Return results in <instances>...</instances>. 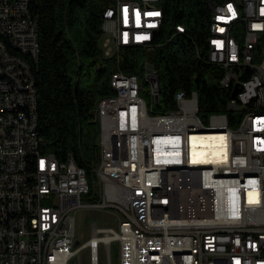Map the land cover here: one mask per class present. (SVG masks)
I'll use <instances>...</instances> for the list:
<instances>
[{
    "label": "built area",
    "instance_id": "2783aa9c",
    "mask_svg": "<svg viewBox=\"0 0 264 264\" xmlns=\"http://www.w3.org/2000/svg\"><path fill=\"white\" fill-rule=\"evenodd\" d=\"M31 1L0 0V264H69L83 250L100 264L101 244L112 264L115 242L118 264H264V0H205L197 54L221 73L227 108L238 115L202 117L197 91L185 89L163 109L160 76L146 58L144 81L118 71L115 93L97 103L92 178L39 134ZM160 2L111 0L105 55L160 45ZM185 32L176 25L174 35ZM92 189L93 203L84 202ZM85 206L115 208L118 226L93 224L92 237L76 241L75 214Z\"/></svg>",
    "mask_w": 264,
    "mask_h": 264
},
{
    "label": "trees",
    "instance_id": "16d2710c",
    "mask_svg": "<svg viewBox=\"0 0 264 264\" xmlns=\"http://www.w3.org/2000/svg\"><path fill=\"white\" fill-rule=\"evenodd\" d=\"M110 2L32 0L30 5L39 23L40 52L32 61L39 134L61 160L73 155L90 178L95 177L99 154L100 123L93 113L97 103L115 93L112 76L118 71L138 74L144 81L146 58L159 73L163 109L175 108V91L185 89L188 93L197 91L202 117L217 112L230 118L238 115L227 108L231 89L221 87V73L197 54L207 36L205 0H161L165 14L161 44L151 50L122 47L106 56L101 27L103 10ZM177 24L185 25L184 34L174 35ZM142 94L147 95L145 90ZM92 194L93 189L86 199Z\"/></svg>",
    "mask_w": 264,
    "mask_h": 264
},
{
    "label": "rangeland",
    "instance_id": "374dc122",
    "mask_svg": "<svg viewBox=\"0 0 264 264\" xmlns=\"http://www.w3.org/2000/svg\"><path fill=\"white\" fill-rule=\"evenodd\" d=\"M109 39L108 35L103 34L101 37V46L105 48V44ZM113 53L116 52V46L111 45ZM149 100L148 93L144 96ZM223 183V182H221ZM86 196V195H85ZM84 196L83 201L86 203H93L91 200L86 199ZM76 241L84 243L93 235V224L99 227L113 226L117 227L120 220V213L115 208L91 207L85 206L79 209L76 214ZM118 244H112L111 261L112 264H118ZM100 264H110L108 254L103 244L100 246ZM69 264H89L88 251L83 250L79 255L70 259Z\"/></svg>",
    "mask_w": 264,
    "mask_h": 264
},
{
    "label": "water",
    "instance_id": "95a60500",
    "mask_svg": "<svg viewBox=\"0 0 264 264\" xmlns=\"http://www.w3.org/2000/svg\"><path fill=\"white\" fill-rule=\"evenodd\" d=\"M240 90V88L238 87V85L235 86L233 92H232V97L235 98L237 96L238 91ZM158 98V96H157Z\"/></svg>",
    "mask_w": 264,
    "mask_h": 264
},
{
    "label": "snow or ice",
    "instance_id": "6c2138e0",
    "mask_svg": "<svg viewBox=\"0 0 264 264\" xmlns=\"http://www.w3.org/2000/svg\"><path fill=\"white\" fill-rule=\"evenodd\" d=\"M152 15H158V13L157 14H152ZM137 21L139 22V14H137ZM139 39H147V37H140Z\"/></svg>",
    "mask_w": 264,
    "mask_h": 264
},
{
    "label": "clouds",
    "instance_id": "9594fccd",
    "mask_svg": "<svg viewBox=\"0 0 264 264\" xmlns=\"http://www.w3.org/2000/svg\"><path fill=\"white\" fill-rule=\"evenodd\" d=\"M229 204V203H228ZM232 206L231 202H230V207Z\"/></svg>",
    "mask_w": 264,
    "mask_h": 264
}]
</instances>
